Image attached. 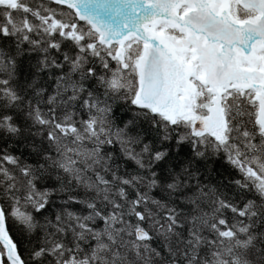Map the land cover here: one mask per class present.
I'll return each instance as SVG.
<instances>
[{"label":"snow or ice","instance_id":"snow-or-ice-1","mask_svg":"<svg viewBox=\"0 0 264 264\" xmlns=\"http://www.w3.org/2000/svg\"><path fill=\"white\" fill-rule=\"evenodd\" d=\"M0 264H264V0H0Z\"/></svg>","mask_w":264,"mask_h":264}]
</instances>
